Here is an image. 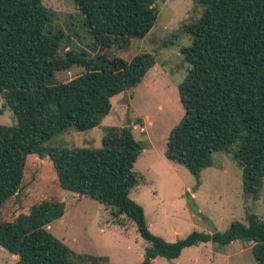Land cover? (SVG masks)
Wrapping results in <instances>:
<instances>
[{"label": "trees", "instance_id": "obj_1", "mask_svg": "<svg viewBox=\"0 0 264 264\" xmlns=\"http://www.w3.org/2000/svg\"><path fill=\"white\" fill-rule=\"evenodd\" d=\"M165 0H75L84 23L102 48L127 50L134 38L154 27L158 2ZM202 16L186 31L192 43L182 48L191 67L180 85L184 115L167 138L165 155L197 178L213 164V153H232L242 169V187L264 186V0H196ZM52 10L43 0H0V92L16 117L0 127V206L22 187L28 157L48 154L63 189L92 197L127 216L147 242L144 259L174 260L201 242L222 245L252 241L258 264H264V221L249 213L248 223L234 221L216 233L193 231L170 242L154 234L142 205L131 197L144 179L134 167L143 151L131 127H110L102 147L47 146L59 132L74 126H100L112 111V98L137 86L155 65L150 53L130 60L90 55L70 49L65 55L55 38ZM63 33V34H62ZM59 64H61L59 66ZM82 65L69 81L56 71ZM66 210L64 201L35 204L14 220H0V245L18 255L17 264H71L70 247L48 227Z\"/></svg>", "mask_w": 264, "mask_h": 264}, {"label": "rangeland", "instance_id": "obj_2", "mask_svg": "<svg viewBox=\"0 0 264 264\" xmlns=\"http://www.w3.org/2000/svg\"><path fill=\"white\" fill-rule=\"evenodd\" d=\"M52 10V27L61 29L57 36L65 55L70 49L85 50L90 55L130 60L138 53H150L155 65L135 87L112 98V111L100 126L81 131L72 126L46 142L47 146L102 147L110 127H131L143 151L134 169L144 179L133 189L131 197L143 206L150 230L174 242L193 231L211 232L207 219L218 231L227 230L234 221L248 223L255 213L264 221V186L259 192L242 187V169L232 153H213V164L197 178L182 163L166 155L170 130L181 122L184 107L180 85L191 67L182 48L192 43L186 26L196 22L203 6L196 0H165L158 2L159 16L144 38L132 39L129 49L117 46L102 48L83 21L75 0H43ZM62 33V34H63ZM61 64H59L60 66ZM84 71L82 65L56 71V80L69 81ZM15 115L5 107L0 92V127L15 125ZM194 194V195H193ZM190 196H193L194 212ZM44 201H64V215L48 227L70 247L71 264H139L148 245L138 232L133 219L119 220L111 208L100 201L63 189L48 154L30 155L20 192L0 206V220H14L20 213ZM252 245L236 240L222 245L201 242L187 247L174 260L157 257L152 264H258ZM215 252H219L215 255ZM18 255L0 245V264H17Z\"/></svg>", "mask_w": 264, "mask_h": 264}, {"label": "water", "instance_id": "obj_3", "mask_svg": "<svg viewBox=\"0 0 264 264\" xmlns=\"http://www.w3.org/2000/svg\"><path fill=\"white\" fill-rule=\"evenodd\" d=\"M83 194H81L82 196ZM190 202H191V206L194 210V212H197L198 211V208L195 206V201L193 199V196H190ZM255 213V209L252 210V214ZM207 222L210 224V227H211V233H216L218 230L217 228L215 227V225L213 224L212 220L211 219H207Z\"/></svg>", "mask_w": 264, "mask_h": 264}, {"label": "crops", "instance_id": "obj_4", "mask_svg": "<svg viewBox=\"0 0 264 264\" xmlns=\"http://www.w3.org/2000/svg\"><path fill=\"white\" fill-rule=\"evenodd\" d=\"M194 195V194H193ZM82 196H84V195H82ZM247 243H249V244H251L252 243V245H249V246H253V242L252 241H247ZM219 253V252H218ZM217 252H215V255L216 254H218Z\"/></svg>", "mask_w": 264, "mask_h": 264}]
</instances>
